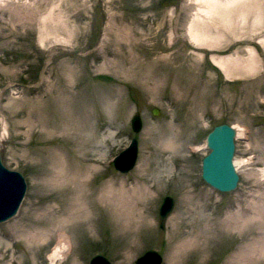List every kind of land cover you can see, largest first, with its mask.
Masks as SVG:
<instances>
[{
    "label": "rangeland",
    "instance_id": "rangeland-1",
    "mask_svg": "<svg viewBox=\"0 0 264 264\" xmlns=\"http://www.w3.org/2000/svg\"><path fill=\"white\" fill-rule=\"evenodd\" d=\"M202 3L0 0V154L27 186L0 223V264L50 263L64 238L55 264L95 253L133 264L147 249L161 264H242L251 252L264 264V0L196 22ZM192 22L211 40L194 43ZM223 122L245 131L232 192L200 177L205 136ZM132 137L136 162L122 173L109 162ZM138 186L149 196L125 210ZM166 195L175 206L160 229Z\"/></svg>",
    "mask_w": 264,
    "mask_h": 264
},
{
    "label": "water",
    "instance_id": "water-1",
    "mask_svg": "<svg viewBox=\"0 0 264 264\" xmlns=\"http://www.w3.org/2000/svg\"><path fill=\"white\" fill-rule=\"evenodd\" d=\"M152 113L158 114L155 108L152 109ZM141 125L140 116L134 115L131 119L132 130L139 132ZM236 135V129L225 122L213 126L206 135L205 145L208 152L201 159V178L219 192L234 191L238 185L239 174L234 164ZM137 150V140L132 138L129 145L115 157V169L122 173L130 171L135 165ZM120 155L121 159H119ZM25 191L26 182L23 175L7 168L2 163L0 155V223L16 215ZM173 207L174 199L165 196L158 209V223L161 229L165 227L166 218ZM160 263L161 257L154 250L145 252L135 262V264ZM90 264H111V262L102 255H96L90 260Z\"/></svg>",
    "mask_w": 264,
    "mask_h": 264
},
{
    "label": "bare ground",
    "instance_id": "bare-ground-1",
    "mask_svg": "<svg viewBox=\"0 0 264 264\" xmlns=\"http://www.w3.org/2000/svg\"><path fill=\"white\" fill-rule=\"evenodd\" d=\"M198 1H201L204 3H202L203 6H200L201 8L198 9V11L195 13V16L193 18H196V22L200 21L203 17H208V19H211L214 15H215V8L217 9L218 7L219 8H227V7H231V6H234L235 3L238 1V0H197ZM222 15V14H221ZM204 18V20H205ZM223 21H224V18H223ZM221 21V22H223ZM219 22V21H218ZM215 24V22H214ZM217 25V24H216ZM216 25H214L216 27ZM219 25V24H218ZM217 31V30H215ZM222 31V30H221ZM220 31V32H221ZM188 34H189V37L190 39L194 42V43H197V44H201V43H205L208 41L207 38L205 37V35L203 36L202 33H200L198 30L194 29L193 28V22L190 23L189 25V29H188ZM128 36V34H126ZM215 35V34H213ZM212 35V36H213ZM217 36V35H216ZM219 36V35H218ZM215 37V36H214ZM218 37H216L215 39H217ZM209 39L211 40V38L209 37ZM214 40V39H213ZM230 57V56H229ZM218 58V57H217ZM226 58V57H224ZM212 61L219 65L220 67H224L225 65V59H222V58H212ZM235 129H236V137H238L239 135H241V133L244 131V129L240 128V127H237V126H233ZM245 132V131H244ZM243 134V133H242ZM239 138V137H238ZM205 148V146H204ZM122 155V154H121ZM121 155L119 156L121 159ZM125 158V157H124ZM126 159V158H125ZM234 164H235V167L237 169V161H235L234 159ZM264 173V172H263ZM138 188H140V186L136 187V188H133V191L129 194V197L128 199H124L122 198V204H123V207L124 209L126 210V208L128 207H136L137 206V202H138V197L141 198V196H146L148 195L149 196V191L150 189L146 188V187H143L142 190H139V191H136L138 190ZM124 190V189H123ZM147 196V197H148ZM79 204V209L82 210V213H87L86 212V209L84 208V203L83 202H77ZM128 206V207H127ZM80 210V211H81ZM129 210V209H128ZM73 212V211H71ZM86 215V214H85ZM69 247H70V244H69V241L67 240V238H64L63 240L60 241V243H58V245L55 247V250L52 252V254L50 255V258H51V264H55L54 261L58 258H61L63 256H65L68 251H69ZM258 250L260 252H263V247H259ZM252 254H254V252H251ZM252 254H241L239 256V261L245 264H250L251 262L253 261H257ZM93 262V261H92Z\"/></svg>",
    "mask_w": 264,
    "mask_h": 264
}]
</instances>
